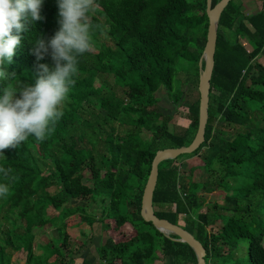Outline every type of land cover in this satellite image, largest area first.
<instances>
[{"label": "trees", "instance_id": "obj_1", "mask_svg": "<svg viewBox=\"0 0 264 264\" xmlns=\"http://www.w3.org/2000/svg\"><path fill=\"white\" fill-rule=\"evenodd\" d=\"M218 1L213 0V6ZM256 1L254 13H245L235 0L222 12L205 141L193 153L159 164L156 214L190 230L206 248V264H264V219L253 214L251 203H244L256 191L264 197V0ZM206 6L207 0H95L87 15L96 52L91 49L78 57L75 83L65 106L59 107L63 115L54 132L43 141L30 135L0 153V168L11 169L7 177L0 173V184L8 186L0 195V264H12L18 252L26 253L24 264H77L84 242L68 230L83 223H99L107 233L97 247L104 264L197 263L188 244L144 220L141 206L157 150L188 145L197 132L199 90L197 96H186L184 89H173L179 63L186 71L180 76L183 82L198 88L209 25ZM41 15L43 20L21 34L12 62L0 65L9 72L6 79L0 78V95L5 87L35 83L32 42L38 36L48 39L59 29L56 0H43ZM102 34L114 45L102 40ZM39 63L54 64L50 56ZM110 75L123 87L124 97L112 90ZM162 87L175 104L187 108L190 123L183 133L171 130L173 116L159 110L156 94ZM218 120L245 129L228 138L216 126ZM116 122L131 129L120 134ZM206 145L213 151L211 157H204L200 166L181 168L183 160ZM250 166L253 183L241 187L240 195H227V206L205 200L203 193L222 186L228 190L230 178ZM216 171L220 178L213 182L210 175ZM73 199H91L94 206H66ZM52 208L57 213L50 215ZM218 221V230H208ZM126 224L132 231L124 234ZM48 225L57 235L42 244L35 229ZM242 240H248L247 254ZM79 264L93 263L83 258Z\"/></svg>", "mask_w": 264, "mask_h": 264}, {"label": "clouds", "instance_id": "obj_2", "mask_svg": "<svg viewBox=\"0 0 264 264\" xmlns=\"http://www.w3.org/2000/svg\"><path fill=\"white\" fill-rule=\"evenodd\" d=\"M56 2L59 29L48 39L38 36L32 42L31 52L37 61L35 83L19 89L5 87L0 95V153L17 147L30 135L43 141L54 132L63 115L59 106L75 83L72 77L77 72L78 57L92 49V26L87 13L95 0ZM42 6L43 0H0V65L12 62L21 34L44 19ZM45 56L51 57L52 66L39 63ZM8 74L7 69L0 70V78L6 79ZM10 172L0 168L5 177ZM7 192L8 186L0 184V195Z\"/></svg>", "mask_w": 264, "mask_h": 264}, {"label": "rangeland", "instance_id": "obj_3", "mask_svg": "<svg viewBox=\"0 0 264 264\" xmlns=\"http://www.w3.org/2000/svg\"><path fill=\"white\" fill-rule=\"evenodd\" d=\"M236 3H242V10H244L245 13H254L256 12L257 8V1L256 0H235ZM101 39L104 41H107L109 44L112 46L113 41L107 37V35L102 34ZM246 40V39H244ZM246 46L247 48L251 49L248 41L246 40ZM92 50L96 52V48L94 46L92 47ZM262 63H264V56L260 59ZM176 73L174 77V89L173 92L176 93L180 89H184L186 92V96H197L198 95V88H196L193 85L184 83L183 80L180 78L184 76L183 73H186V71H182L183 69L181 68V65L177 64L176 67ZM108 83L111 85L112 90L119 95L120 97H124V92H123V87H121L119 84L116 83L115 79L113 76H108L107 77ZM159 98V110L164 112L165 114H171L173 116V119L170 122V129L173 130L176 133H183L187 127L189 126L190 119L188 117V112L187 108L182 106L179 107L177 104H175L172 100V97L169 94V91L166 87H162L156 94ZM66 104V99L62 102V104L59 106L60 108H63ZM95 104V103H94ZM101 113H105L103 109H100ZM216 126L220 128L222 131L225 132V135L228 138H231L233 134L238 131V130H244V126H239V125H234V124H228L226 122H221V121H216ZM115 125L118 127V131L120 134H124L128 132L131 127L129 125L125 124H120L118 122L115 123ZM145 132V131H144ZM148 134V135H147ZM144 136L146 137H151V133H143ZM213 154V151L206 145L204 146L200 153L185 159L182 161V169H188L191 166H200L204 163V157H211ZM216 168H218V164H215ZM254 169L253 167L250 166V169H246L242 174L235 178H230V185L232 186L228 190L225 189L223 186L219 187L218 189L209 192V193H203V196L205 197V200L209 202L211 205L213 204H219L220 206H227L228 202L226 200L227 195H240V188L243 186L248 187L253 183V177H254ZM220 178V174L218 171L213 173V175H210V179L214 182L215 180H218ZM85 183L91 185L92 182L85 179ZM50 190L52 192H55V187H51ZM244 203H251L254 212L253 214L257 216L258 218H261L262 220L264 219V197L261 193L258 191L252 193L250 196H248L245 200ZM84 205L86 204L88 208L92 205V201L86 200V199H73L69 201L66 206H77V205ZM97 205V204H96ZM207 203L205 204V208L203 209L204 211L207 210L206 206ZM168 208V207H166ZM213 209H211L212 211ZM222 212H227L226 209H223L222 207L220 208ZM210 211V212H211ZM57 213V210L54 208L49 210V214L53 215ZM238 216V214H237ZM181 223H184L185 219L183 216L180 217ZM222 226L221 221H218L214 225H209L207 228L208 230H213L216 231ZM132 231V227L130 224H126L125 227H123V233H128ZM35 232L37 234L36 239L42 244H45L48 242L49 239L55 238L57 235L56 230L54 227L51 225L46 226L45 228H37L35 229ZM68 232L80 239L81 241L84 242L83 247L80 249L79 253L76 255V263L79 264L81 259L87 258L89 259L93 264H104L100 259L99 255L97 252V247H99L101 244L105 242L107 239V233L103 231L101 225L99 223H95L93 226H90L88 224H81L78 227H72L69 228ZM55 236V237H54ZM240 246L242 249H244L243 253L247 254V249H248V240H242L240 243ZM36 252L42 254L43 249L41 247H36ZM26 260V253L25 252H18L17 255L13 259L12 264H24ZM162 262L160 260H156L154 264H161Z\"/></svg>", "mask_w": 264, "mask_h": 264}, {"label": "water", "instance_id": "obj_4", "mask_svg": "<svg viewBox=\"0 0 264 264\" xmlns=\"http://www.w3.org/2000/svg\"><path fill=\"white\" fill-rule=\"evenodd\" d=\"M230 1L231 0H220L213 6V0H207L206 11L209 18V25L205 47L199 60V124L195 137L188 145L166 147L157 150L152 160L151 170L142 195L141 215L144 220L152 222L153 225L166 236L171 237V235H176L177 237L171 238L188 244L196 254V264H206L205 257L207 252L205 246L190 230L181 224L173 223L166 218L159 217L154 208L153 197L158 182L159 164L167 159H175L182 154L193 153L206 139L205 133L209 118L211 79L215 66L218 26L222 12Z\"/></svg>", "mask_w": 264, "mask_h": 264}]
</instances>
